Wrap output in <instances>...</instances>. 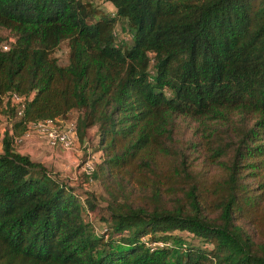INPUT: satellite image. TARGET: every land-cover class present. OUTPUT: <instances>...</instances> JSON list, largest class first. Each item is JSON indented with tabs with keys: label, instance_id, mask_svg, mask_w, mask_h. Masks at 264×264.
<instances>
[{
	"label": "trees",
	"instance_id": "trees-1",
	"mask_svg": "<svg viewBox=\"0 0 264 264\" xmlns=\"http://www.w3.org/2000/svg\"><path fill=\"white\" fill-rule=\"evenodd\" d=\"M108 1L113 15L90 0H0L12 33L6 49L0 36L12 128L0 132V264H264V217L257 234L236 216L264 193L241 174L264 170V0ZM115 18L129 43L117 41ZM72 109L76 141L91 126L97 134L100 160L83 181L107 194L99 231L86 217L93 191L81 197L12 145L28 122ZM178 121L224 169L208 187L173 137ZM175 229L199 241L182 243Z\"/></svg>",
	"mask_w": 264,
	"mask_h": 264
},
{
	"label": "rangeland",
	"instance_id": "rangeland-1",
	"mask_svg": "<svg viewBox=\"0 0 264 264\" xmlns=\"http://www.w3.org/2000/svg\"><path fill=\"white\" fill-rule=\"evenodd\" d=\"M92 6L95 8L96 13H106L113 15L114 7L108 0H90ZM113 32L118 42L129 43L130 33L123 18H115L113 24ZM11 31L0 27V36L2 39H6L7 42L12 40ZM53 55L56 56L59 63H64L67 59V45L66 40H62L54 49ZM77 115V110H70L63 118H57L55 123L64 125L67 122H73ZM10 122L6 109L0 106V132L7 130L8 133L12 132ZM192 124L188 126L183 121H178L174 126L173 137L178 146L187 154V164L193 174H200L201 181L206 180V187L212 184V181L221 176L224 169L213 165L210 160L205 157V142L206 140L200 136L199 132L195 133L192 137ZM27 132V135H24ZM85 139L82 142L75 140L74 145L71 148H62L57 145L48 144L45 134L42 131L37 130L34 126L26 127L16 135H13V147L24 154H27L31 159L41 162L49 171L54 173L58 178H62L64 181L69 182L75 187V190L83 197L84 192L93 191L96 195L97 207L93 211H89L87 218L94 224L96 231L103 226V222L100 221V216L107 217V213L104 210L106 202L103 200L107 198V194L102 190L101 183L97 180H91L89 182L83 181V172L81 171V164L87 158L92 155L91 159L94 166L100 160L99 150H95L97 141V134L95 126H91L86 129ZM187 141L197 142L196 145L189 146ZM205 159V160H204ZM168 165L167 159L161 160V167L166 168ZM256 172V169H254ZM251 169L242 168V178L244 182L248 183V186H259L264 181V170H260L261 176L258 174H250ZM198 180V179H197ZM261 180V181H260ZM259 183V184H258ZM256 187V188H257ZM260 188V187H259ZM253 194L261 195V199L250 210L244 213V217L237 216V220L242 222L250 232L255 230L259 234L262 228V218L264 217V193L253 190ZM244 211V210H242ZM251 221H249V220ZM172 232L178 233L181 236V242H198V237L191 235L186 231L173 230Z\"/></svg>",
	"mask_w": 264,
	"mask_h": 264
},
{
	"label": "built area",
	"instance_id": "built-area-1",
	"mask_svg": "<svg viewBox=\"0 0 264 264\" xmlns=\"http://www.w3.org/2000/svg\"><path fill=\"white\" fill-rule=\"evenodd\" d=\"M8 42L1 43V48L6 49ZM5 98V97H4ZM9 99L13 103H18L17 113L19 114L22 110V99L19 95L12 92L9 94ZM57 118H45L37 122H28V126H34L37 130L42 131L45 134L46 140L50 145H57L62 148H71L76 140L75 136V120L73 122H67L64 125L56 124ZM27 135V132L24 134ZM92 155L82 162L80 168L84 173H88L94 167V163L91 159Z\"/></svg>",
	"mask_w": 264,
	"mask_h": 264
}]
</instances>
